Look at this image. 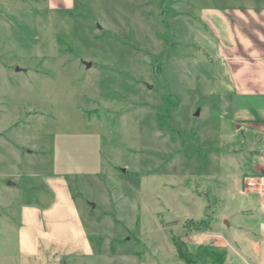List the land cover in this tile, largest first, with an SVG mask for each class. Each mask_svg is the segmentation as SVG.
Here are the masks:
<instances>
[{
  "label": "rangeland",
  "instance_id": "374dc122",
  "mask_svg": "<svg viewBox=\"0 0 264 264\" xmlns=\"http://www.w3.org/2000/svg\"><path fill=\"white\" fill-rule=\"evenodd\" d=\"M227 8L264 0H74L69 11L0 0V264H186L174 238L192 264H211L200 248L261 264L249 252L258 216L244 233L215 223L231 201L223 159L240 142L223 78L207 83L220 64L202 18ZM56 168L70 172L92 254L41 240L20 256L21 210L50 203Z\"/></svg>",
  "mask_w": 264,
  "mask_h": 264
},
{
  "label": "crops",
  "instance_id": "0c3cea01",
  "mask_svg": "<svg viewBox=\"0 0 264 264\" xmlns=\"http://www.w3.org/2000/svg\"><path fill=\"white\" fill-rule=\"evenodd\" d=\"M46 2L50 10L69 11L74 0ZM202 19L216 41V44L212 43V51L220 64L219 71L212 72L207 83L223 78L229 93L226 107L234 126L230 133L240 142L228 148L232 155L223 159L229 169L225 176L229 182L224 190L227 188L231 201L230 206L224 209L226 213L222 212L215 223L221 222L225 231L231 229L244 233L246 228L251 230L248 228H252V218L258 216L260 223L256 232L259 241L252 243L249 252L264 264V8L211 9L204 12ZM159 72L158 69V75ZM69 173L63 168L54 170L56 180L48 185L51 201L46 205L44 200L41 204L45 208L36 204L21 210L17 228V252L20 256H36L41 240L51 245L67 244L81 248L87 255L92 254L90 237L80 220L67 182ZM219 182L225 186L222 180ZM218 201L219 206L224 202ZM55 214L56 223H47ZM64 214L69 226L62 219ZM65 227L70 231L67 234L71 233L69 241L62 237ZM218 241L217 245L225 250L222 240ZM236 243L243 254V244Z\"/></svg>",
  "mask_w": 264,
  "mask_h": 264
},
{
  "label": "trees",
  "instance_id": "16d2710c",
  "mask_svg": "<svg viewBox=\"0 0 264 264\" xmlns=\"http://www.w3.org/2000/svg\"><path fill=\"white\" fill-rule=\"evenodd\" d=\"M207 207H206V209H207ZM208 222H209V220H208ZM208 222L205 223V220H200V221L195 222V223H197L199 225L197 229H201V227H203V226L205 227L206 225H208ZM197 229H195V230H197ZM173 243H174L173 245L176 249L178 259H180L181 261H183L186 264H192L194 256L192 254H190L184 247H182L180 245V243L178 242V240H175V238L173 239ZM201 250L204 251L205 254L211 259V264H221L222 263V258H221V256L218 255L217 252L207 250L206 248L205 249L200 248L199 251L197 252V254H195V255L197 256Z\"/></svg>",
  "mask_w": 264,
  "mask_h": 264
},
{
  "label": "water",
  "instance_id": "95a60500",
  "mask_svg": "<svg viewBox=\"0 0 264 264\" xmlns=\"http://www.w3.org/2000/svg\"><path fill=\"white\" fill-rule=\"evenodd\" d=\"M84 65L86 68H89L91 66L89 63H85ZM19 71H20V69L17 68L16 72H19ZM195 116H198V113H196Z\"/></svg>",
  "mask_w": 264,
  "mask_h": 264
}]
</instances>
